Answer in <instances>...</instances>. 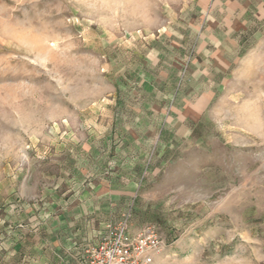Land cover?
<instances>
[{"label":"rangeland","instance_id":"rangeland-1","mask_svg":"<svg viewBox=\"0 0 264 264\" xmlns=\"http://www.w3.org/2000/svg\"><path fill=\"white\" fill-rule=\"evenodd\" d=\"M234 6L0 0V264H50L82 195L152 264H264V0Z\"/></svg>","mask_w":264,"mask_h":264},{"label":"crops","instance_id":"crops-1","mask_svg":"<svg viewBox=\"0 0 264 264\" xmlns=\"http://www.w3.org/2000/svg\"><path fill=\"white\" fill-rule=\"evenodd\" d=\"M228 3L232 6L235 5L231 7L234 11H244L243 9L251 3V0H228ZM226 22L228 23L226 27L230 32L232 29L242 27L239 21L235 23L226 20ZM206 27L205 34L214 27L219 28V24L216 26L208 24ZM213 42H217V40L214 39ZM204 43H208V39ZM104 197V195L71 197V202L74 204L70 205L62 214L50 219L47 235L41 240L45 246L41 245L40 249L44 248L45 250H40L38 253L40 259L46 260L47 258L50 264H78L82 251L95 244L98 234L106 226L103 217V201H101L100 207H93L90 204V198L97 199V202H99ZM46 252L47 255H45Z\"/></svg>","mask_w":264,"mask_h":264},{"label":"built area","instance_id":"built-area-1","mask_svg":"<svg viewBox=\"0 0 264 264\" xmlns=\"http://www.w3.org/2000/svg\"><path fill=\"white\" fill-rule=\"evenodd\" d=\"M128 215L105 226L95 244L85 248L78 264H152L163 242L152 225L130 233Z\"/></svg>","mask_w":264,"mask_h":264}]
</instances>
